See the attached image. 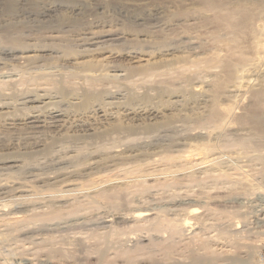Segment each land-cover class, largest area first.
<instances>
[{
	"label": "rangeland",
	"instance_id": "1",
	"mask_svg": "<svg viewBox=\"0 0 264 264\" xmlns=\"http://www.w3.org/2000/svg\"><path fill=\"white\" fill-rule=\"evenodd\" d=\"M205 1L206 0H0V79L1 77L3 78V76L8 71L9 74L12 72L11 75L13 74L14 78H16L18 69H20L18 71L19 73L21 70L22 71L24 70L23 74L25 73V75L27 74V71L29 72V74H31L33 71V73L30 76L34 75L36 72L38 73L43 72L44 74L45 73L47 74L50 71H51L50 74L53 75V72L56 71L54 72V78L57 80H58L57 76L60 74V70L62 72L59 75L61 77V78L59 77V80L62 78H66L67 74L68 75L78 74L76 72L79 71L82 72V70H84L85 68L91 69L93 71H97V73L102 71L103 72L108 71V74L110 73V75L117 73L116 75L118 76L117 77L118 84L120 81L122 83L129 82L133 84L131 85V88L134 89L133 92L137 96L136 98H139L142 96L139 94L142 93L145 94V92L147 91V88L144 86L150 84V80L149 82H143L146 76H148L147 74L151 72H159L163 70V68L166 66H171V68L177 67L179 64L180 65L186 64L185 66H190V63L192 64L195 61L198 62L201 60L200 62H202L208 60L211 58V56L213 57V55H215L216 53L219 54V52L221 53L220 55L225 54V50L223 49L227 48V47L225 48V46H227L228 41L231 39V35H234V34H230L229 31L226 32L225 30H222L224 24L219 20V18L221 17V14L225 12L228 13L234 11L233 13H235V18H234L235 21L238 20L239 16L242 13L244 12H245L244 14L250 13L252 19L250 20L251 23L246 29H244V31L241 32L242 35L240 34L241 42H245L244 44L242 43V45L245 46L246 44L245 52L247 55H250L249 53L250 50L247 49L249 44L252 45L253 43L257 42L264 45V0H209L214 6H219L220 10L216 17H214L213 12L206 10V7L204 5ZM238 14L239 16H237ZM107 31L109 34L107 33ZM91 34L94 35L92 36ZM95 34H97L98 36H100V34L101 35L108 34L111 36L104 37L103 38L104 41L103 39L97 41L98 39L96 38H98V36ZM94 37L95 39H93ZM87 38L92 40V43H90L91 42L90 40H86ZM251 40L253 41L251 42ZM101 42L102 44H100ZM263 56H264V50L260 54V61H259L260 65L258 64L259 70L257 69V71L259 72H257L256 75L253 76L251 75L249 78L250 80L249 79L247 80L250 83V85L247 86L249 90H246L245 89L246 87L245 88L243 87L242 89H245V91H238L235 89L234 91H232L234 83L232 82L229 83L228 85L231 87V89L229 88L228 85L227 88L230 89L234 94L230 93L233 94V96L229 95V97L232 98H228V96L226 98L222 97L219 100L221 106L222 105L226 106L229 103L231 104L234 99H237L239 101V104L241 105L235 106V110H234L235 114L240 115L245 111L244 109H246L247 106H249L248 104L251 103V98H249L251 96L247 92H250L252 87H256V84H258L259 81L260 83H262V85H264ZM114 69L116 71H114ZM239 69L240 68H238V71ZM57 70L59 73L57 72ZM220 70L222 69L214 68V70L211 69V72H208L207 74L204 73L198 74L196 73V70L193 71V74L192 72H190L191 78L189 79V82H187L186 84H183L180 81L179 83H177L178 81L174 82L173 85L171 83L172 85L171 93L173 94V95L171 94V96L178 95L177 100H179V103L182 104L183 102L184 105L182 104V106L183 107L186 106L185 102L191 99V97H189L190 91L196 90V92L197 91L199 92V90L210 89L211 86L209 87L207 83L211 85L212 82L214 81V79L212 78L216 79V77L218 76L217 74H220V76L223 75L222 72L224 71H220ZM69 71H72L73 73L72 72L70 73ZM62 73L64 74V77H62L63 76ZM29 74L26 76L30 77ZM209 74L210 75L212 74L211 75L212 77L209 76ZM243 76L246 80L247 75L244 74ZM202 80H204L207 83L203 82ZM74 82L80 84V80H78L77 78L76 79L74 78ZM239 82L240 81L237 80L235 83L238 84ZM102 84L103 83L100 82L99 85H101V87H104V89L105 87H108L107 89H105L107 91L106 93L107 96L105 95V100L107 98L106 101L111 102L113 104L119 102L117 104L118 106L121 107L126 104V100L130 92L127 91V89H125L121 83H120L121 85L119 84L118 86L109 83L108 84L104 83L103 85ZM135 84L137 86H135ZM236 84H234V86H236ZM204 85H205V89H202L201 87L203 86L204 88ZM27 86L23 85L20 86V88L18 86L17 89L19 88L21 90H26L24 88H26ZM138 87H140V89ZM115 88L118 89L115 90ZM19 89L18 91H21ZM149 92L152 93L151 90H149ZM21 93H23V91L19 92L16 95H18L19 97ZM165 99L166 97H162L161 101L158 102L156 100L155 101L153 100L146 105L148 106L150 105L151 107H159L161 105V108H164L163 102L165 101ZM68 100L69 101L71 100L70 102L68 101L69 102L68 104L71 105L77 102L75 98L73 99V96L72 98L71 96H69ZM5 101L11 102V100H5ZM5 101L2 100L1 102L3 103ZM205 101L206 103H203ZM208 101L209 100L207 99L206 96L204 97V95H198V97H196L197 103L194 104L193 107L195 106V108H197L198 110L202 109L200 111H203L204 110L203 107L209 103ZM133 102H131V105L133 104H135L136 106L144 105L143 103L138 101H133ZM54 104L55 103H52L50 105L52 106ZM66 105L55 104L56 107L59 106L58 109L60 110H61V106H63L62 110L64 111L65 109L66 111L72 109L70 108L72 106L68 105L67 107ZM27 107L29 108L31 107V105H27L25 109H22L23 111L17 109L16 112L20 114L21 111L23 113L27 109ZM188 108H189L188 106L185 107L184 109L185 111H183L182 113L189 114L190 110H188ZM166 112L167 111H165V113ZM204 118L205 115H203L201 119H197L194 121L192 120V122H190L191 120H188V123H186L184 118L182 119L178 118L176 121H174L173 127H171V131L156 133L154 137L155 139L152 140L153 144L147 146V148L144 147L146 149V150L144 149V151H146L150 155L157 153L162 154L163 152L166 153L165 151H167L168 153L171 152V155H176L183 151L186 152L192 150L191 152L195 155L199 153V151L198 150H196L197 152L194 151V148L192 147L193 149H191L190 145L195 146V145H201L204 142L207 143L210 142V144H212V146L214 145L215 148L213 152L214 155L216 156L217 154V156L219 157L221 156L222 158L220 157V159L224 161V164L222 163L221 166L218 167V169L225 170L229 176L231 175L229 178L230 181L227 180L217 181L212 178L211 179L208 178L206 174L202 172L201 169L203 166L206 167L205 165L194 167V169L193 168L189 169L190 171L188 170L185 171L188 172V174L189 172L192 173L191 176L193 177H191V180L194 179L195 180L194 182H190L189 179L190 176H188V180H187L186 175L183 174L177 175L176 178L180 179L179 181L182 182H179L175 178L176 181L174 183H171V189L166 188L164 190L163 189L160 190L161 188L160 189L157 188L156 190L154 188L155 189L154 191V189L152 188L150 189L151 191H148V193L145 192L143 194L141 193L136 195L131 194L132 196L129 195V197H125V199H128L126 200V202H128L127 203L128 205L125 203L127 206L126 205L122 206L120 204V206L118 205V208H115L116 210H118V213H121L119 211L126 212L125 209L128 206H131L133 203H135V201L138 203H142L143 205L144 204L148 205V203H150L149 205L154 204L156 207H159L157 211L160 210L159 211L160 213L161 212L164 213V214L161 213V215H163L166 219L171 220V223L173 222L171 224L173 225L171 226V236L170 233L167 230L165 231L164 229H162L163 232L161 230L156 232L153 231L151 229V226L150 225L148 226L147 223L131 225V224H121V223L118 224L117 222H114V224L116 225L112 224L111 226L104 227L100 225V221H99L100 217L101 218L105 217L107 213L108 215H110V213L112 214V211L114 209V207L111 204L109 205V203L106 200L103 201L97 200L96 206L91 207L89 205L90 206L89 207L87 206L88 202L92 201L95 198L94 196H92L93 194H87L88 192L85 189L81 190L80 192H79L80 189H76V191L78 190V192L67 191L68 192L67 193L65 191H62L61 193L60 190L65 189V187L60 188V186L62 185L60 182L61 180L60 181L58 180L60 184L58 183V181L57 182L55 181L54 183H52V181L44 182L42 184L41 181L42 179L47 177L49 178L55 177L56 173L57 175L61 173L60 172L61 169L62 172L70 171L76 168L75 166L80 165L83 162L88 163L92 161L93 158H95L94 156L95 152L92 150L95 149L96 146L101 143L109 144V145L112 144L111 147L112 149L114 148L113 150H124V147L127 146V144L125 143H124L125 145L124 144L122 145L121 142L120 143L111 142V139L109 138H104V139L102 138L101 139L102 141L100 139L94 140V138L92 139L86 138L84 140L83 138L82 143L80 140V142L77 143L75 142L74 144L67 143L65 145L61 144L56 146L54 151L55 153L54 156L56 157L53 156L54 159L51 158L49 159V161L48 159H42L41 155L37 154V156H35L36 155L35 154L34 156L36 157V161L35 158H33L32 160H33V164L35 162V164L37 165L34 164L33 169L32 168L25 169L20 173H13L12 176H10L12 172H10L9 170L10 173L9 185L13 189H10L8 199L5 198L7 199V201L10 200L9 201L10 207L7 209V212H5L4 215H0V264H30V262L32 264H36V263L38 264H196V263L197 264H264V218H263L264 216L261 215V212L259 210L260 207L256 205L257 201L255 200L256 198L255 193L259 190H261L259 191L261 193H263L262 191H264V160L259 159V157L261 158V156L264 155V141H263L264 139L256 138L254 136L252 137V131L249 129V126L242 127L238 125H232L233 126L231 127L232 130H226L219 134L217 133V131L215 130L213 131L212 127L214 125L211 124L212 127L209 124L204 126L201 125V123H203L204 121ZM262 123L261 126L263 125L262 128L264 129V119ZM2 128H0V143L4 141L2 146L6 145L5 142L7 144L9 142V144L12 145V146L10 145V147H12L15 150L17 148L18 152L20 153H22V151L24 152L26 150H29L32 147V145H33L32 148H34V144H35L34 142H36L35 140L37 138H34V140L33 138H30V140L29 138H24L21 134L22 131L21 126L20 127L16 126L15 128V131L17 130L20 133L18 132L16 133L15 131H13L14 129L12 130L8 129L7 126L6 127L3 126ZM187 130L189 133L187 132ZM200 132L203 133V135L209 132L213 133L210 139L211 141L208 139H204L205 137L203 136H197L198 134H200ZM169 135L171 136L172 139L170 138ZM135 137L137 138L144 137L143 139L146 140L148 139L146 138V135L143 134H136ZM39 138L41 137L39 136L37 140H40ZM241 138L246 139L245 141H250V144L254 146H250L251 148L249 149L248 154L245 155L244 153H242L241 155H238L239 158H235V160L234 158L229 159L231 156L234 157L232 155L233 150H230L229 146L232 143L240 141ZM32 141L34 144L32 143ZM14 143L15 145H17L16 147ZM226 144L227 146L229 145L228 146L229 149L226 146H224ZM126 148L127 147H125V149ZM254 148H256L257 150ZM77 149L82 151L83 149H86V151L84 150L85 152L83 153L85 155H83L82 158H80L81 156L77 157L79 161H81L80 163H74L76 162L77 158L73 160L67 159L68 155H71L72 151H77ZM228 151H230L231 154ZM88 152L89 153L91 152V154L88 155ZM249 153L252 155H250ZM95 155H97V153ZM64 156L67 157L64 158ZM55 158L56 160L58 159L56 162L60 160L59 162L61 164L58 163L59 164L58 165L55 162ZM61 158L64 161L67 159L66 160L67 162L63 161L64 163H62ZM253 158H255V160ZM78 159L77 162H79ZM51 160L53 161V163ZM68 160L70 161L68 162ZM141 160L142 158L136 161H140L142 163L145 162ZM256 160H258V162ZM134 162L135 161H131L122 164H124L127 167L130 165V163L133 164ZM112 164L116 165L117 163H111L110 165H108L109 168L113 166ZM41 165L43 167H41ZM124 165L122 166L124 167ZM108 166H106L107 168H105L104 166H102L101 168L100 167L94 169L92 168L91 169L92 171L90 169L89 171L87 170L82 171L83 174L82 173L81 174L83 176L80 175L78 180L76 178L75 181L78 183L80 182L88 183L90 180H91L90 182H92L94 180V177L95 180L98 177L100 178L111 177V175L115 174L114 171L117 172V170L120 169L121 164L120 166H118V164L116 165L118 166L117 170H116V166H113L115 167L114 169L113 168L109 169ZM221 167H223L224 169ZM41 171L43 173H41ZM104 172L106 174H104ZM37 177L38 178L40 177L41 179L39 178L38 180ZM33 178L36 181H34ZM128 178L132 179L133 177L129 176ZM237 179H239V181L241 180L240 183L239 181H236ZM11 180L13 183L11 182ZM196 180H200V182L199 181L197 182ZM230 182H232V184ZM17 183L32 184L33 187L35 188L36 193L35 194L32 193L30 196H28L32 201L30 204L29 202L23 203L22 201L21 202L19 201L16 203L15 200L13 201V199H17V196H19V194L18 195L15 194L16 187L18 186ZM174 184L176 185L173 186ZM80 193H83L81 194L82 196L80 195ZM66 194L67 195L69 194L67 196L68 198L65 197L64 200L55 198V200H60V201H57L58 202L57 203L54 202L55 200L54 201L52 200L50 201V203L46 202L49 204V206L48 204L47 206H45L46 203L44 204V202L46 200L44 201V199L48 198V196L50 197V196H59ZM72 194L74 195L72 196ZM88 196H91L92 198ZM86 197L88 198L87 200H85ZM180 197L181 198L187 197L194 201L201 199L203 201L204 200L207 201L209 199H214L216 197L215 199H217L221 203H219V205L218 204L215 205L216 207L213 206L214 212L206 208L202 209L198 207L196 218L191 220L192 227L190 229L189 228L186 229V231L180 232V230H178V225L180 221L186 217L185 215L186 211L184 210L187 208L182 206L179 207L178 205H176V202L180 200ZM1 198L2 197L0 196V200ZM165 201L166 203L170 201L172 204L171 207L170 206L165 207L164 205ZM76 204H78L77 207ZM79 204L83 206L82 208L84 210L81 209V206H80L81 210H79L78 208ZM84 205L86 206L85 208ZM73 207H76L74 208L75 210L78 208L77 210L79 211H72L74 210ZM161 209L164 211H162ZM54 211L55 212L58 211V213L61 212L60 214H62L64 211L65 212L68 211L67 212L68 215L67 213L64 212L62 216H60L61 218L59 217L58 220L49 219L47 224L55 223V221L58 222L59 220L61 221V219L64 222L65 219L64 217L68 218L67 220H70L72 218H76L77 216L80 219L79 221L81 223H84V225L79 222V228L78 225H76L77 227L72 225L73 227L68 226L66 228L64 227L59 230L44 231L42 229L44 228L42 227V224L45 223L43 224V226L47 225L46 221L44 222L41 221L39 217L41 215L42 216L49 215L50 217L51 214L54 213ZM98 211L101 216L99 215V213H97ZM91 212H94V214L96 212V214L94 215ZM181 212L182 214H180ZM113 213H117V211L116 212L113 211ZM97 214L99 216L98 217L99 223H97L98 222L96 219L97 217L95 218L93 217V216H97ZM83 216L85 218H83ZM16 218L17 219L21 218L20 223L18 225V227L20 226L19 227L20 229L18 228L15 232L10 231L9 230L10 224L13 223L12 222L13 219L16 221ZM23 218L24 219L27 218V220L25 219L27 223L23 221L24 220ZM38 219L41 222V225L39 224L40 222L38 221ZM85 219L88 220L85 221L86 223L83 221ZM32 222L36 224H34L33 226V224H31ZM91 222L92 224L90 225ZM134 225L135 227H133ZM21 226L23 227L22 229ZM29 226L30 228L32 226V228L30 229ZM24 227L25 228L28 227L30 230L27 228L26 231ZM233 229H236L237 232H234ZM149 234L151 236H149ZM140 235L141 237H139ZM142 236L145 237L147 240L142 241L143 238ZM80 238H81L80 241H82L83 239L84 240L82 242H79ZM200 241L205 242L207 247H209L210 249L212 248L215 251V255H212L210 257L205 255L203 256L204 251L200 248V243H201ZM143 243L144 245H142ZM146 244L147 247H145ZM138 246L140 247V249ZM136 248H138L140 252L138 253L137 258L136 257H134V259L132 258L130 262L125 261L124 259H121L117 256V253H119L123 249L134 250ZM166 248H171V250L169 249L170 251L169 253H166L165 251ZM253 256L256 257L254 258Z\"/></svg>",
	"mask_w": 264,
	"mask_h": 264
},
{
	"label": "bare ground",
	"instance_id": "2",
	"mask_svg": "<svg viewBox=\"0 0 264 264\" xmlns=\"http://www.w3.org/2000/svg\"><path fill=\"white\" fill-rule=\"evenodd\" d=\"M204 5L206 7V10L211 11V12L214 13V17H216L218 15L219 10H220L219 6H214L209 0H206ZM233 12L222 13L221 17L219 18V20L224 24V27L222 28V30H225L226 32L229 31L230 34H234V35H231V39L228 41L227 46H225V48L226 47L227 48L226 49L222 48L223 50H225V54L220 55L221 53L219 52V54L216 53L215 55H213V57L211 56V58L208 59V60L200 62L201 60L199 59L200 61H198V62L195 61L192 64L190 63V66H185L186 64L185 65H180L179 64L177 67H173V68H171V66H166V67L163 68V70L160 69L161 71H159V72H151V73L147 74L148 75V76H146L147 79L143 78L144 80H146V81L143 80V82H149V80H150V84L147 83L149 86L148 85L144 86V84H143V86L147 88V91L145 89V91H146L145 94L141 92L142 94H139V95H142V96L139 97V98H136L137 96L133 92L134 89L131 88V85H133V84H131L129 82L122 83L120 81L119 84L121 83L122 86L125 89H127V91L130 92V94L128 95L127 100H126V104L124 106H122V107L118 106L117 103H119V102H117L116 104H113L111 102L106 101L107 98L105 100V95L107 93V91L105 89H107L108 87H105V89H104V87H101V85H99L100 82L103 83V84L104 83L105 84L109 83V84H112V85H117V86L119 85L118 84V80H117L118 76L116 75L117 73L110 75V73L108 74V71H106V70H105L106 72L102 71V72H98L97 73V71H93L91 69H86L85 68L86 70L84 69V70H82V72H80V71L76 72L78 74H70V75H68L66 73L67 74L66 78H62L60 80H59V77H60L59 75L62 72L61 70H60V74L57 76L58 80L54 78V72H56V71L53 72V75L50 74L51 71L49 73H47V74L46 73L44 74L43 72L42 73H40V72L39 73L38 72L35 73V71H34L35 74L32 75V76H30V75L33 73V71H32L31 74H29V72L27 71L26 75L29 74V76H30V77H27L25 75V73L23 74L24 70L23 71L21 70L20 73L18 72L20 69H18V71H17V76L18 77L15 75L16 78H14L13 74L11 75L12 72L9 74V71L3 76V78L1 77V79H0V102L2 100H4V101L5 100H11V102H9V101L6 102L5 101L6 103L5 102H3V103L1 102L0 103V126H1L0 128H2L3 126L4 127L7 126L8 129H11V130L14 129L13 131H15L16 126H19V127L21 126L22 127V131L21 130H19V131H21V134H22V136L24 138H29V140H30V138H33V140H34V138L38 139L39 136L41 138H39L40 140L36 139L35 140L36 142H34L35 144L32 141V143L34 144V148H32L33 147V145H32V147L30 149L28 148L29 150H26L24 152L22 151V153L18 152L17 148L15 150L12 147H10L11 144H9V142L7 140L6 141L8 142V144L5 142V144H6L5 146H2L4 141L3 142L1 141L2 143H0L1 144L0 145V172H1L0 173V196L2 198L0 200V213H1L0 215H4V213L7 212V209L10 207V205H9L10 204V202H9L10 200L7 201V199L9 197L10 189H13L9 185V178H10V176H12L13 173H20L23 170L29 169V168L33 169L34 168L33 165L35 164V162L33 164V160L32 159L35 158V161H36V157L35 156H37V154L41 155L42 159H48V161H49V159H51V158L54 159V157H56V156H54L55 155L54 151H55L56 146L61 145V144L65 145L67 143H70V144L73 143L74 144L75 142L76 143L80 142V140H81V143H82V141H83L82 139L83 138H84V140L86 138H91V139L94 138V140L95 139L96 140L97 139L101 140L102 138L103 139L104 138H109V139H111V142H115V143H117V142L120 143L121 142L122 145L124 143L127 144V146H125L127 148L125 149V147H124V150H113L114 148L112 149V147H111L112 144L109 145V144H102L101 143V144L97 145L95 149L92 150V151L95 152V154L97 153V155L94 154L95 158L92 157L93 158L92 161H90L88 163L83 162L82 164L75 166L76 168H74L73 170H70V171H63L62 172V169H61L60 170L61 173L58 172L59 173L58 175L56 173L55 177H52V178L47 177V178L42 179L41 181H42V184H43L44 182H51L52 181V183H54L55 181L57 182L58 180L59 181L61 180L60 182H61L62 185L60 186V188L61 187L62 188L65 187L64 190H60L61 193H62V191H65V192L73 191V192H75L76 189H80L79 190V192H80L81 190L85 189L88 192L87 194H93L92 196H94V198H95L92 201H89L88 205L86 204L87 206L90 205L91 207H94V206H96V201L97 200L98 201L106 200L109 203V205L111 204L114 207V209L118 208V205L120 206V204H121L123 206V205H126L128 203V202H126V200H128V199H125V197H129V195H131V194L136 195V194H141V193L143 194L145 192L148 193V191H151L150 189H152V188L153 189L155 188L156 190H157V188L158 189L161 188L160 190H162V189L164 190L166 188L167 189L168 188L171 189V183H174L176 181V179L179 181L180 179H178L176 177H177V175H181V174L186 175L187 176V180H188V176H190V178H189L190 182H194L195 181L194 179L191 180V177H193V176H191L192 173L189 172V174H188V172H185V171H187V170L190 171L189 169H192V168L194 169V167H199V166H203V165H205L206 167L203 166L201 168L202 172L204 174H206V176L208 178H210V179L212 178V179L217 180V181H219V180H221V181L222 180L230 181L229 178H230L231 175L229 176L225 170L218 169V167H220L222 163L224 164V161H222V159H220L221 156L219 157L216 154V156H217L216 157L214 155L213 152H214L215 148H214V145L212 146V144H210V142H208V143L204 142L201 145H195V146H191L190 145L191 149L194 148V151H196V150L199 151V153H197L195 155L191 152L192 150L191 151H186V152L183 151V152H181L179 154H176V155H171V152L168 153L167 151L164 150L165 148L163 149L166 152V153L163 152L164 154L163 153L162 154H158L157 153V154H151L150 155L149 153L144 151V149H145L144 147L147 148V146H150L151 144H153L152 140L155 139L154 137H155L156 133L171 131V127H173L174 121H176L178 118H181V119L184 118L186 123H188V120H191L190 122H192V120L194 121V120H197V119H201L203 117V115H205L206 119L204 118V121H203V123H201V125L204 126V125H208V124L211 125L212 124V125H214L213 127L211 125V127L213 128V131L215 130L219 134L222 133L223 131H226V130H232V128H231V127H233L232 125H238V126H242V127L243 126H245V127L249 126V129L252 131V137L254 136L256 138H260V139L263 138L264 139V131H263L264 129L262 128L263 125L261 126V123H262V121L264 119V85H262V83H260V81H259L258 84H256V87H252V88L250 87L251 88L250 92L246 91L251 96V97H249V98H251V103L248 104L249 106H247L246 109L243 108L245 111L242 114H240V115H236L235 112H234L235 106L241 105V104H239V101L237 99H234L231 104L229 103L226 106H223V105L221 106L220 105V101H219L222 97L226 98L228 96V98H232V97H229V95L233 96L234 93L232 91H234V89L238 90V91H245V89L249 90L247 88V86H249L250 83L247 80L250 78L251 75L252 76L256 75V73L259 72V71H257V69H258V66L260 65L259 64L260 54L264 50V45L263 44L255 42L252 45L249 44V46L247 48L248 50H250V52L247 51V52L250 53V55L246 54V52H245L246 44H245V46L242 45V43L244 44L245 42H241L240 34L242 35L241 32L244 31V29H246L249 26V24L251 23V21H250V20H252L251 19V15H250V13L249 14H247V13L244 14L245 12L242 13L240 16L238 14L237 16H239V18H238L237 21H235L234 20L235 13H233ZM245 31H247V30H245ZM107 33H108V31H107ZM108 34H102V35L100 34V36H98L97 34H95V35L98 36V38H96V39H98L97 41H100V39H103L104 37L111 36V35H108ZM89 35H90V33H89ZM228 38H230V37H228ZM93 39H95V37ZM86 40H90V39L87 38ZM225 40H227V39H225ZM90 41L89 42L92 43V40H90ZM103 41H104V39H103ZM252 41L253 40H251V42ZM100 44H102V42ZM99 46H101V45H99ZM99 49H100V47H99ZM7 53H9V52H7ZM38 67H40V66H38ZM214 68L222 69L220 71H224V72H222L223 75L220 76V74H217L218 76L216 75L217 76L216 79L212 78V79H214V81L212 82L211 81L212 79L210 80L212 82L211 85L208 84L207 82H205L204 80H202L203 82L207 83V85L209 87L211 86L210 89L199 90V92L197 91L198 93L196 92V90H191L190 91V96H189V97H191V99L189 101L185 102L186 106H184V107L182 106V104L184 105L183 102H182V104L179 103V100H177L178 99V95L171 96V94H172L171 93V90H172L171 86L173 85L174 82L178 81L177 83H179V81H180L183 84H186L187 82H189V79L191 78V73L190 72H192V74H193V71L196 70V73H198V74H202V73L207 74L208 72H211V69L214 70ZM238 68H240L239 71H238ZM12 71H13V69H12ZM30 71H31V69H30ZM114 71H116V70L114 69ZM57 72H58V70H57ZM69 72L71 73L72 71H69ZM238 72H239V74H238ZM15 73H16V71H15ZM18 73H19V75H18ZM244 74L247 75L246 80H245V78L243 76ZM211 75L209 74V76H211ZM69 76L73 77V78H70ZM214 76H215V74H214ZM62 77H64V74H63ZM74 78L75 79L77 78L78 80H80V84L74 82ZM235 80L236 81L239 80L240 82L238 84H236ZM104 81H106L108 83H106ZM242 81H244V82H242ZM231 82L236 84V86H234V84H233V90L232 91L230 90L231 87L228 85ZM171 83H172V85H171ZM23 85H26V86L28 85L29 88L27 86L26 88L22 87V88H24L26 90L19 89L20 86H23ZM207 85H206V87H207ZM227 85L229 86L230 89L227 88ZM18 86H19L18 89L21 90V91H18V89H17ZM135 86H137V85L135 84ZM114 87H116V86H114ZM120 87H118V88H120ZM243 87L244 88L246 87V88L242 89ZM118 88H115V90L118 89ZM138 88L140 89V87H138ZM201 88L205 89V85H204V88H203V86ZM149 90H151L152 93H150ZM22 91H23V93H21L20 96L18 97V95H16V94H18L19 92H22ZM137 92H139V91H137ZM230 93H233V94H230ZM108 95H109V92H108ZM198 95H204V97L206 96L207 99L209 100L208 101L209 103L207 105H205L206 107L205 106L203 107L204 108L203 111H200L202 109L198 110L197 108H195V106L193 107V105L197 103L196 102V97H198ZM69 96H71V98L73 96V99L75 98L77 100V102L75 104L72 102L73 103L72 105L68 104L71 101V100L70 101L68 100ZM110 96H112V95H110ZM162 97H166L165 101L163 102L164 103V108H161V105L159 107H151L150 105H149L150 106L149 107L148 105H146V104H149V102L153 101V100L154 101L156 100V101L159 102V101H161ZM201 97H203V96H201ZM181 98H183V97H181ZM133 101L141 102L144 105L143 106L142 105L141 106H136L135 104H133V105H135V106H133V105H131V102H133ZM52 103H55L56 105H59V104H65L66 105V104H68L69 106H72V107H70L72 109H69V111H66V109L64 108L65 109V111H64V110H62L63 106H61V110H60V109H58L59 106L56 107L55 104L51 106L50 104H52ZM190 103H191V105H190ZM203 103H206V101L203 102ZM27 105H31V107H29V108L27 107V109H26L27 111L25 110L22 113L21 112V111H23L22 109H25ZM68 105H66V106L68 107ZM187 106L189 107L188 110H190V112L188 111L189 114H183L182 112L185 111L184 109ZM17 109L21 110L20 114L16 112ZM194 110H196V111H194ZM165 111H167L166 112L167 114L165 113ZM15 132L17 133L18 131L16 130ZM187 132H188V130H187ZM18 133H20V132H18ZM136 134L146 135V138H148V139L147 140L143 139L144 137L137 138V137H135ZM212 134L213 133L209 132V133H205V135H203V133L200 132V134H198L197 136H203V137H205L204 139L210 140L211 137H212ZM194 136H196V135H194ZM189 137H191V136H189ZM18 138H20V137H18ZM170 138H171V136H170ZM214 138H216V137H214ZM11 139H12V137H11ZM245 140L246 139H242L241 138L240 141L232 143L230 146L228 145L230 150H233L232 151L233 152L232 155L234 156V157L231 156L232 158L230 157L229 159H233L234 158V160H235V158H239L238 155H241L242 153H244L245 155L248 154L249 149L251 148L250 146H254V145L250 144V141H245ZM14 145H15V143H14ZM16 146L17 145H15V147ZM224 146H226L228 148L227 144L224 145ZM153 147H154V145H153ZM68 149H70V148H68ZM254 149H256V148H254ZM258 149H260V148H258ZM84 150L86 151V149H83V151L82 150H78V149H77V151H72V154L68 155L67 159L73 160V159H75V158H77L79 156H81L80 158H82V156L85 155V154H83L85 152ZM234 150H236V151H234ZM223 152H225V151H223ZM228 152L230 153V151H228ZM63 153H64V151H63ZM89 154H91V152L90 153L88 152V155ZM250 155H252V154H250ZM258 156H260V155H258ZM263 156H261V158L259 157V159L260 160L261 159L264 160ZM58 157H61V156H58ZM66 157L64 156V158H66ZM141 158H142L141 161H145V162L142 163L140 161H136V160H139ZM255 158H253V159L255 160ZM77 159H76V162H74V163H80L81 162V161H79V159H78L79 162H77ZM57 160L55 158V162ZM61 160H62V158H61ZM70 160H68V162ZM59 161L56 162V163L57 164L60 163ZM63 161L64 160H62L61 162L64 163L65 161L64 162ZM131 161H135V162L133 164L130 163V165L127 166V167L124 164H122V163H125V162H131ZM256 161L258 162V160H256ZM137 162H139V163H137ZM52 163H53V161H52ZM111 163H117L118 166H120V164H121V167H120L119 170H117V167H118V166H116L117 164L116 165L112 164L113 166H116L117 172L114 171L115 174L111 175V177H104V178L103 177H101V178L98 177L96 180H95V177H94L95 181L93 180L92 182H90L91 181L90 180L88 183H86V182L85 183H81V182L78 183V182L75 181L76 178L78 180L80 175L83 174L82 171H86V170L89 171V169L91 170L92 168L94 169V168H98V167L101 168L102 166L107 168L106 166L110 165ZM35 165H37V164H35ZM122 165H124V167ZM113 166L111 168L114 169L115 167H113ZM41 167H43V166L41 165ZM108 168H109V166H108ZM111 168H109V169H111ZM221 168H223V167H221ZM109 169H107V170H109ZM9 170H10V172H12L11 175L9 173ZM41 173H43V172L41 171ZM51 173H53V172H51ZM104 174H106V173L104 172ZM110 174H111V172H110ZM193 175H194V173H193ZM84 176H87V175H84ZM108 176H110V175H108ZM129 176H131L133 178L132 179L128 178ZM186 176H183V177H186ZM39 178H38V180H39ZM231 179H233V178H231ZM85 180H86V177H85ZM34 181H36V180L34 179ZM59 181H58V183L60 184ZM196 181L200 182V180H196ZM236 181H239V179H237ZM240 181H239V183H240ZM11 182H12V180H11ZM179 182H182V181H179ZM179 182H177V183H179ZM232 182H230V183L232 184ZM176 184H174L173 186H175ZM17 185H18L16 187L17 191L15 190V194H17V195L19 194V196H17V199H13V201L15 200L16 203L19 202V201L20 202L22 201L23 203L24 202H27V203L29 202V204H30L32 201H31V199L28 196H30L32 193H34V194L36 193V190L33 187V185L32 184H27V183H19V184L17 183ZM57 186H59V185H57ZM198 187H200V186H198ZM155 189H154V191H155ZM60 191H59V194H60ZM213 191H215V190H213ZM259 191H261V190H259ZM259 191H257L255 193V195H256L255 196L256 197L255 200L257 201L256 205L258 207H260L259 210L261 212V215L264 216V195H263L264 191H262L263 193H261ZM46 192H47V190H46ZM76 192H78V190ZM167 192H169V191H167ZM70 193H72V192H70ZM81 194H83V193H80V195ZM68 195L66 194V195H59V196H50V197L48 196V198L44 199V201L46 200L44 202V204L46 202L50 203V201H52V200L54 201L55 198L56 199H60V200L61 199L64 200V198L67 197ZM73 195L74 194H72V196ZM148 196H150V195H148ZM78 197H80V196H78ZM88 197H91V196H88ZM121 197H122V199H121ZM181 197H183V196H181ZM181 197H180V200L176 202V205H178L179 207L182 206V207H185V208L187 207V208L184 210V211H186V213H185L186 217L183 220H181L179 225H178V230H180V232L181 231L182 232L186 231V229H188V228L190 229L192 227V223H191L192 221L191 220L196 218V214L198 212L197 211L198 207L202 208V209L206 208V209L214 212L213 206H215L217 204L219 205V203H221L217 199H215L216 197L214 199H209L207 201L206 200L203 201L202 199L201 200H195L196 202L194 200H191L190 198H187V197L181 198ZM5 198H7V199H5ZM194 198H195V196H194ZM72 199H73V197H72ZM87 199L88 198L86 197L85 200H87ZM130 199H132V198H130ZM171 199H173V198H171ZM60 200H55L54 202H57V201H60ZM166 201H168V200H166ZM166 201H165V204H164L165 207L166 206L167 207H169V206L171 207V205H172L171 202L169 201L168 203H166ZM153 202H154V200H153ZM129 203H131V202H129ZM47 204L48 203H46L45 206H47ZM133 204L131 206H128L125 209L126 212L123 211L124 213L122 211H119L121 213H118V210H116V209L114 210L113 209V211H115V212L117 211V213H113V211H112V214L109 212L110 215H108V213H107L106 216H105V213H104L105 217L102 216L103 218L100 217V219L98 218L99 217L98 214H97V216H93V217L94 218L97 217L96 218L97 221L99 219L100 225H102L104 227L105 226H111L112 224H114V222H117L118 224L121 223V224H131V225L132 224H136L137 225V224H140V223H143V224L147 223L148 226L149 225L151 226V229L153 231H155V232L159 231V230L162 231V229H164L165 231L167 230L170 233V236H171V226H173L171 224L173 222L171 223V220L166 219L163 215H161V213H163V212L160 213L159 212L160 210L157 211L159 207H156L154 204L149 205L150 203H148V205L147 204L143 205L142 203H138L136 201ZM77 205L78 204H76V207H77ZM48 206H49V204H48ZM80 206L81 205L79 204V207H78L79 210H81V209L84 210L82 208L83 206H81V209H80ZM76 207H73V209L76 208ZM85 207L86 206L84 205V208ZM41 208H42V206H41ZM46 208H48V207H46ZM77 209L76 210L74 209L72 211H79ZM92 211H93V209H92ZM162 211H164V210H162ZM215 211H217V210H215ZM67 212H65V213H67ZM60 213H58V211L57 212L54 211L53 214L50 213L51 214L50 217H49V215L48 216H44V215L42 216L41 215L39 217V219L41 221H43V222L46 221V224H47L49 219H53V220L57 219L58 220V218L60 216H62V214H63V213L62 214H60ZM80 213H83V212H80ZM91 213L94 214V212H91ZM97 213H99V211ZM73 214H74V212H73ZM95 214H96V212H95ZM180 214H182V212ZM64 215H66V214H64ZM67 215H68V213H67ZM99 215H100V213H99ZM68 217H70V216H68ZM64 218H65L64 222L61 219L62 222L59 220L60 222L59 221L58 222L55 221V223H50V224L48 223L47 225H44V226H43V224H45V223L42 222L43 223L42 227H44L42 229L44 231H54V230L62 229L64 227L66 228L68 226L73 227L72 225H74V226L78 225V228H79V222H80L79 221L80 220L79 217L76 216V218H72L70 220H67L68 218H66V217H64ZM83 218H85V217L83 216ZM87 218H89V217H87ZM170 218H171V216H170ZM25 219L27 220V218H25ZM25 219L23 221H25ZM39 219H38V221H39ZM86 219L83 220V221L84 222L88 221ZM20 220H21V218H18V219L16 218V221L13 219V221H12L13 223L10 222L11 224H10L9 230L15 232L20 227V226L18 227V225L20 223ZM29 221H30V219H29ZM35 221H37V220H35ZM99 221L97 223H99ZM21 223H24V222H21ZM31 224H33V226H34V224H36V223L32 222ZM39 224L41 225V222ZM81 224L84 225V223H81ZM91 224H92V222L90 223V225ZM28 225H30V224H28ZM114 225H116V224H114ZM39 227H41V226H39ZM133 227H135V225ZM22 228L23 227L21 226V229ZM27 228H25L26 231H27ZM29 228H30V226H29ZM31 228H32V226H31ZM233 231L237 232L236 229H233ZM150 233H152V232H150ZM115 234H116V232H115ZM178 234H179V232H178ZM12 235H14V234H12ZM215 235H216V233H215ZM149 236H151V235L149 234ZM139 237H141V235ZM161 237H164V236H161ZM193 237H195V236H193ZM80 240H81V238L79 239V242H82L84 239L82 241H80ZM146 240L147 239L145 237L142 238V241H146ZM125 241H126V239H125ZM148 241H149V239H148ZM165 241H168V240H165ZM121 242H123V241H121ZM142 245H144V243ZM145 247H147V244H146ZM190 247H192V246H190ZM200 248L205 253V254L203 253V256L205 255V256H209L210 257L212 255H215V251L212 248L210 249L209 247H207V245L203 241L200 243ZM139 249H140V247H139ZM139 249L138 248H136L134 250H132V249H123L122 251L117 253V256L119 258H121V259H124L125 261H129L130 262V260L132 258L133 259H134V257L137 258V255L140 252ZM169 249L171 250V248H166L165 249L166 253L170 252ZM184 252H186V251H184ZM242 254H244V253H242ZM139 255H142V254H139ZM251 256H249V257H251ZM253 257L255 258L256 256H253ZM30 260H32V259H30ZM212 260H213V258H212ZM38 262H39V260H38ZM30 264H32V263L30 262ZM36 264H38V263H36Z\"/></svg>",
	"mask_w": 264,
	"mask_h": 264
}]
</instances>
